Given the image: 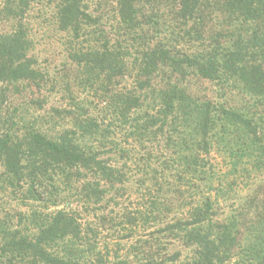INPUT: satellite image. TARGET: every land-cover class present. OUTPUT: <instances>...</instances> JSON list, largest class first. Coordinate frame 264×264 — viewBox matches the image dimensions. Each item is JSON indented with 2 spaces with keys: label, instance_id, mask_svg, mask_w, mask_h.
Listing matches in <instances>:
<instances>
[{
  "label": "trees",
  "instance_id": "16d2710c",
  "mask_svg": "<svg viewBox=\"0 0 264 264\" xmlns=\"http://www.w3.org/2000/svg\"><path fill=\"white\" fill-rule=\"evenodd\" d=\"M41 2L73 79L31 55ZM2 14L0 264H264V0ZM47 87L64 106L29 99Z\"/></svg>",
  "mask_w": 264,
  "mask_h": 264
},
{
  "label": "rangeland",
  "instance_id": "374dc122",
  "mask_svg": "<svg viewBox=\"0 0 264 264\" xmlns=\"http://www.w3.org/2000/svg\"><path fill=\"white\" fill-rule=\"evenodd\" d=\"M8 0H0V34L6 33L11 30L14 25L13 22H9L7 18H4L2 14L3 8ZM52 9L47 6V3L41 2L36 3L32 6V9L27 14V24L30 30V37L34 42V48L31 55L37 60L38 68L44 73H47L50 79L62 80L61 77L66 75L73 79L76 75L77 67L72 63L67 54L66 42L67 37L65 34L59 32L52 20ZM73 82V81H71ZM195 88L192 90L200 94L206 93L207 96L211 97L215 93L213 85L199 81L194 83ZM76 91V88L74 89ZM59 90L53 92L47 87L46 90L40 93L33 90V96L28 94L29 99L31 97L37 98L41 96H50V104L46 107L54 105H63L61 101V95L58 94ZM221 161V158H218ZM127 245V243L125 244ZM174 250V249H173Z\"/></svg>",
  "mask_w": 264,
  "mask_h": 264
}]
</instances>
